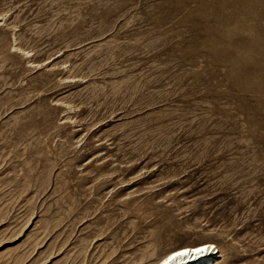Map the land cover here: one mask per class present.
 <instances>
[{
    "label": "rangeland",
    "instance_id": "rangeland-1",
    "mask_svg": "<svg viewBox=\"0 0 264 264\" xmlns=\"http://www.w3.org/2000/svg\"><path fill=\"white\" fill-rule=\"evenodd\" d=\"M264 264V0H0V264Z\"/></svg>",
    "mask_w": 264,
    "mask_h": 264
},
{
    "label": "bare ground",
    "instance_id": "bare-ground-1",
    "mask_svg": "<svg viewBox=\"0 0 264 264\" xmlns=\"http://www.w3.org/2000/svg\"><path fill=\"white\" fill-rule=\"evenodd\" d=\"M218 254L219 250L212 242L187 244L167 251L150 264H216L221 258Z\"/></svg>",
    "mask_w": 264,
    "mask_h": 264
},
{
    "label": "snow or ice",
    "instance_id": "snow-or-ice-1",
    "mask_svg": "<svg viewBox=\"0 0 264 264\" xmlns=\"http://www.w3.org/2000/svg\"><path fill=\"white\" fill-rule=\"evenodd\" d=\"M199 251V250H198Z\"/></svg>",
    "mask_w": 264,
    "mask_h": 264
}]
</instances>
